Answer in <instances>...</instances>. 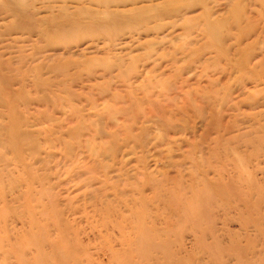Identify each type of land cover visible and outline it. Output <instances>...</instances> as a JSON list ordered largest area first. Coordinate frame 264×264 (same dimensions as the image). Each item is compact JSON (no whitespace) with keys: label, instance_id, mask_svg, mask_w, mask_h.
I'll list each match as a JSON object with an SVG mask.
<instances>
[{"label":"rangeland","instance_id":"obj_1","mask_svg":"<svg viewBox=\"0 0 264 264\" xmlns=\"http://www.w3.org/2000/svg\"><path fill=\"white\" fill-rule=\"evenodd\" d=\"M108 6L0 0V264H264V0Z\"/></svg>","mask_w":264,"mask_h":264},{"label":"bare ground","instance_id":"obj_2","mask_svg":"<svg viewBox=\"0 0 264 264\" xmlns=\"http://www.w3.org/2000/svg\"><path fill=\"white\" fill-rule=\"evenodd\" d=\"M86 1V0H85ZM90 1V3L91 4H94V5H98V4H100L101 6H103V7H110V6H108V3L110 2V1H117V3L118 4H130L131 3V5H136V4H138L139 3V1L140 0H88V2ZM138 11H129L128 13L129 14H127L126 16L125 15H114L113 16V14H112V16H110V17H112V19H113V21H118V20H128L129 21V23L130 24H141V22H142V18L145 16V14H146V12H147V10L146 9H137ZM162 11V13H166V10H161ZM79 14H77V13H75V14H73L72 16L76 19V21L74 20V22L72 21V19H71V17L69 16V15H65L64 16V20L62 21V23L61 24H59V25H56L57 26V28L58 29H62L61 27H65V26H63V25H66L68 22H70L71 24H73V23H75V24H78V25H83L84 23H83V18L81 19V18H79V15L80 14H87L88 16H89V20L90 19H93L92 21L93 22H95V13H93V14H91V13H89V12H85V11H83V10H80L79 12H78ZM16 15V14H15ZM75 15V16H74ZM107 15H110V14H107ZM86 16V15H85ZM87 17V16H86ZM88 18V17H87ZM85 21V20H84ZM99 22V21H98ZM85 23H87V22H85ZM128 23V22H127ZM93 24V23H92ZM96 25V24H95ZM102 25V24H101ZM115 25V24H114ZM121 25V24H120ZM66 26H68V25H66ZM87 26V25H86ZM91 26V25H90ZM97 26V25H96ZM95 26V27H96ZM100 26V25H99ZM36 27V26H35ZM72 27H73V25H72ZM75 27H79V26H75ZM92 27V26H91ZM88 28V27H87ZM97 28V27H96ZM56 28H54V30H55ZM75 29V28H74ZM77 29V28H76ZM98 29V28H97ZM11 63V62H10ZM10 63H8L9 65H6L5 63H3L2 62V64H0V70H4L5 68H4V65H6V66H9L8 67V69H9V72H14L15 70H16V68L15 67H12V66H10ZM13 64V63H12ZM6 69H7V67H6ZM5 69V70H6ZM5 80V79H4ZM5 86V85H4ZM16 119V118H15ZM1 128V127H0ZM3 130H5V129H3ZM7 130H8V128H7ZM2 131V130H1ZM11 132V131H10Z\"/></svg>","mask_w":264,"mask_h":264}]
</instances>
